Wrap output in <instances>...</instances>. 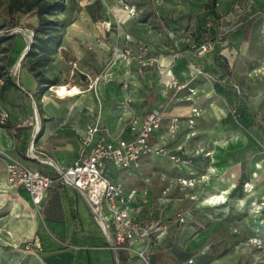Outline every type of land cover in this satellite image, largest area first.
<instances>
[{"label": "crops", "instance_id": "obj_1", "mask_svg": "<svg viewBox=\"0 0 264 264\" xmlns=\"http://www.w3.org/2000/svg\"><path fill=\"white\" fill-rule=\"evenodd\" d=\"M121 1L88 0V3L99 6L94 17L83 12L67 26L62 49L69 50L78 70L87 76L84 81L78 79L67 88H74L75 92H53V86L47 91L37 89L33 93L32 88H38V80L28 71L25 75L26 79H32L31 88L25 87L20 77L19 87L12 85L1 91L0 86V117L5 113L4 120L11 125L10 129L0 126V239H4V231H8L9 240L18 245L25 241L39 245V249L30 250L42 251L37 255L41 264H146L137 254L146 249L150 264H176L188 258L193 260L192 264H211V253L201 247L198 228L201 220L209 222L216 210L204 198L223 192L229 198L227 203L236 205L231 207V211L233 207L237 210L241 199L230 193L240 180L253 182L250 195L264 198V157L257 159L250 155L247 135L257 127L251 120L259 113L264 116V112H254L264 94L244 96L237 86L239 75L226 72L229 67L239 65L236 48L243 36L256 27L260 37L264 38V0H255L250 8L253 12L246 15L242 13L250 10L246 7V0H215L210 3L211 9L205 8L209 0H129L130 4L138 6L134 17H129L120 7ZM144 1L152 6L154 1L162 4V10L151 7L156 19L154 15L146 20L139 19ZM105 16L110 25L106 27L102 23L101 28L94 29V22ZM209 18L216 22L211 28L205 25ZM239 21L246 23L239 25ZM222 30L228 36V47L216 42L218 32ZM206 35L215 40L214 48L203 56H197L192 49ZM115 40L119 43L116 46ZM138 42L148 45L150 53L157 57V63L139 74L136 65L132 64L129 71L123 60L116 56L108 70L100 72L111 48L134 47ZM179 47L180 55L174 58ZM225 56L230 57L226 64ZM188 60L195 63L193 67L188 65ZM195 66L211 74L203 72L191 80ZM158 70H161L160 75ZM126 74L133 88L132 95L118 84ZM165 75H171L170 78L180 85H189L194 93L183 96L180 92L167 97L162 82ZM214 84L218 93L214 91ZM224 86L232 90L230 101L236 103L239 120L244 122L246 119L245 123L251 125L219 123L220 126L212 128L209 122L203 127L207 120L226 115L223 100L229 99L221 95ZM127 96L131 98L129 103L124 101ZM199 101L203 107L194 120L195 125L188 128L189 132L185 126L178 134H169L166 131L168 118L173 115L186 117L191 105ZM246 106L250 112H246ZM151 111L161 116L160 126L151 134V140L166 145L173 142L171 149L178 143L183 144L184 152L191 154L184 156L187 159L185 175L189 172L204 173L207 178L193 187L180 188L184 192L161 209L152 199L149 176L142 178L143 182L139 184L133 177L127 184L119 182L125 193H136L131 203L136 216L158 219L166 224L164 232L151 239L148 247V241L140 239L129 247L112 249L93 220L84 196L74 188L53 185L43 201L35 206L26 189L6 184L5 163L8 157L44 173L52 171L54 174L53 167L44 163L43 158L65 167L77 157L87 155L89 146L82 144V137L88 124L97 122L111 135L121 134L128 138L131 135L127 129L130 119L133 116L141 118ZM197 121L199 123L196 124ZM201 121L204 122L202 126ZM218 131L222 135L218 136ZM30 144L33 145L32 153L36 155L31 158L28 156ZM192 151H208L209 156L203 152L194 155ZM244 164L251 166L249 176L243 174ZM130 168L110 166L108 176L111 181L118 182V172ZM178 177L176 181H168V186L178 184L180 187ZM144 190L146 195L142 196ZM190 193L196 197L190 199ZM185 208L190 210L185 222L175 223L174 213ZM219 212L223 213V210ZM262 221L258 220L255 228L258 229Z\"/></svg>", "mask_w": 264, "mask_h": 264}, {"label": "rangeland", "instance_id": "obj_2", "mask_svg": "<svg viewBox=\"0 0 264 264\" xmlns=\"http://www.w3.org/2000/svg\"><path fill=\"white\" fill-rule=\"evenodd\" d=\"M124 3L129 4V2L122 0L120 5L122 9ZM58 4L59 6H57ZM154 4L155 5L152 6L154 9L157 8L162 10V4L159 1L157 3L154 1ZM167 4L170 5L169 2ZM137 7L138 6H135L138 12ZM251 9L244 10L242 13L244 15L249 14L253 12ZM97 10H99V6L96 3H88V0H0V32L8 35L1 46H5L9 49L10 56L14 59V65H16L14 72L18 75V78L20 77L25 87L28 86L31 88L32 79H26L25 75V72L28 71L37 74L41 83L39 84L36 80L38 88L34 86L32 88L33 93L36 92L37 89H44V91H47L53 86V92H55V90L59 92L62 90L66 93L75 92L74 88H67L71 87L73 85L72 82L78 81V79L84 81L87 76L78 70V64H76L75 60L69 54V50L62 49V40L67 26L74 18L82 15L83 12H88L93 16L94 11ZM106 19L108 18L105 16L96 20L93 28H101L103 21H106ZM245 23L246 21H239V25H244ZM56 26L58 27L57 31L51 28ZM88 27L90 29L92 28L90 25H88ZM56 32L60 34L58 44L51 50L45 47V45L44 47L41 46L46 44L45 40H48L49 36ZM224 37L227 40L225 47H228L229 40L227 34ZM207 38L209 37L206 35L204 39ZM202 40H200V42ZM115 41L116 46L119 43L117 40ZM185 42L184 40L183 43ZM38 44L41 45L39 46ZM84 44H86L87 47V43ZM189 47L191 46L189 45ZM194 48L195 47H193L192 52H194ZM30 49L32 51L29 52ZM110 50L108 60L103 62L100 67L101 73H105L113 61H115L114 57H116V54H114L112 48ZM180 50V47L176 48L174 58L180 55ZM236 51V60H238L239 65L238 67H229L226 72H236L239 75V78L236 80L238 83L237 86L244 96L248 97L250 94H264V38L260 37L256 27L252 28V31H249L246 36H243L242 41L237 45ZM22 57L27 59V65L25 66L20 65L19 61ZM227 58L229 60L230 57H224L225 64L227 63ZM123 62L130 71L134 63ZM186 62L187 61H185V63ZM188 63L191 67L195 64L192 60H188ZM138 70L139 74H143L145 69L138 68ZM202 70L208 75L209 71ZM160 72L161 70H158L159 75ZM197 74L198 73H192V75H190L191 80H194ZM209 74H211V72ZM32 76L35 78L34 75ZM170 77L171 75H165L162 81L164 84L163 92L167 97L171 98L180 92H182L181 94H183V96L187 93H194L189 85H180ZM15 78H17V76H15ZM124 83L128 85L126 90L132 95L133 88L128 80L127 74L118 81L119 87H122ZM216 86V84L213 85L215 92H217ZM229 88V86H224L223 92L221 93L223 97L229 99L227 101L223 100V104L226 108V115L220 119L212 118L210 121L207 120L206 123L201 121V126L203 123V127L208 126L206 124L209 122L212 128L220 126L219 123H221V125H251L245 123L247 121L246 119H243L244 122L239 120L236 103L230 101L232 99L230 96L232 90ZM202 107L203 103L199 101L196 102V105H191L189 111L196 108L198 112H201ZM246 112H250L247 106ZM254 112H264V97H262V100L259 102ZM196 118L197 117H194V119ZM255 118L251 121L254 123V126L256 124V129L253 127V132L248 131L247 133L249 139L248 146L250 147L248 152H250V155L252 154L253 157L260 159L264 157V116L259 113ZM197 123L199 122L197 121L196 124ZM218 132V136L222 135L220 131ZM196 135H198V133H196ZM171 144L173 145V142L167 144L169 149H171ZM188 152L186 155H191ZM201 152L205 151H194L193 154L199 155ZM140 161L136 169L130 168L128 170L119 171L117 174L118 178H116L118 179L117 181L127 184L128 179L133 177V179L137 180L135 182L139 184L143 182L142 178L149 176L152 199L160 209L169 205L184 192V190L180 189L178 184L168 186V181L174 179L176 181V177L185 175L187 172L184 167H176L167 155L152 154L144 157ZM257 168L261 169V166ZM175 169L177 171H175ZM250 169L251 166L244 164L243 174L249 176L251 174ZM176 173H179V175ZM49 174H52V171L49 172ZM111 175H113V171L110 173V176ZM250 193L251 191L242 189V193L238 197V199H241V202H238L239 205H237L240 207H238L237 210L236 207H233L231 211V207L236 206L234 203H226L228 206L227 211L224 210L223 213H212L209 222H204V219L201 220L198 228L200 240L203 244L201 247L211 253V264H264V221H262L264 220V198H260L259 196L255 198L250 195ZM228 200L229 198H227V201ZM216 207H219V205ZM185 209L182 210L190 213L188 208ZM258 220L262 221V223L258 224L259 227L257 229L254 225L258 223ZM4 233L6 236H4V239H0V264H41L37 255L42 251L26 249L22 245L10 241L8 231H4Z\"/></svg>", "mask_w": 264, "mask_h": 264}, {"label": "built area", "instance_id": "obj_3", "mask_svg": "<svg viewBox=\"0 0 264 264\" xmlns=\"http://www.w3.org/2000/svg\"><path fill=\"white\" fill-rule=\"evenodd\" d=\"M255 3V0H246V7L249 9ZM123 9L129 17L137 14L135 6L128 3L123 4ZM108 27L110 23L103 21ZM207 28L216 25L214 18H209L205 23ZM225 31H219L216 42L220 41L222 47L226 46L227 40L224 37ZM215 40L207 38L199 42L194 53L197 56H203L205 53L213 50ZM114 54L127 63H134L139 69H146L158 62L157 57L150 53L149 47L144 42H138L134 47H114ZM18 65V64H17ZM13 65L10 69L12 75L15 74ZM195 73H203V70L195 66ZM3 84V78L0 77V85ZM124 83L122 87L127 88ZM130 96L125 98V103H129ZM189 115L181 117L177 115L170 116L166 122V131L171 135H176L186 126L192 127L194 117L199 115L196 108L189 111ZM6 114L0 117V122L4 121ZM161 123L159 113L151 111L143 117H132L127 125L130 132L128 138L121 134L111 135L106 127L99 123H91L86 126L82 137V144L89 146L88 153L85 156L77 157L72 163L65 167L56 166L49 158H43V162L54 169V174H47L38 169L29 167L22 162L8 157L5 163L6 184L8 186H20L26 189L30 195L31 202L38 206L46 197L48 189L53 185L61 187H71L80 192L88 203L89 210L93 220L98 224L100 230L109 241L112 249H120L125 246L129 247L132 243L140 239L148 241L163 233L166 224L158 219L138 217L132 212L131 203L136 198L135 192L125 193L123 186L119 182L111 181L108 176L110 166L119 169L138 167L142 157L152 154L167 155L173 164L178 168L186 166L187 156L184 152L183 144H176L173 149H169L166 144L152 141L151 134L158 129ZM33 145L29 146L28 156L34 157L32 153ZM193 152V151H192ZM209 152H203L208 155ZM207 175L204 173H192L177 178L180 188L193 187L195 183L206 180ZM254 184L251 181H245L243 190L252 191ZM146 191H142V196ZM196 195L190 193L189 198L194 199ZM144 199V198H143ZM204 201L216 210L227 211V196L223 192L212 194ZM254 203V202H253ZM219 205V207H216ZM187 212L178 211L175 214L174 222L183 224L186 220ZM26 249L36 248L39 245L32 241L21 243ZM146 247V248H147ZM147 249L138 251L146 264H150ZM193 260L188 258L176 264H192Z\"/></svg>", "mask_w": 264, "mask_h": 264}, {"label": "trees", "instance_id": "obj_4", "mask_svg": "<svg viewBox=\"0 0 264 264\" xmlns=\"http://www.w3.org/2000/svg\"><path fill=\"white\" fill-rule=\"evenodd\" d=\"M125 1L129 2V4H130L129 0H125ZM214 1L215 0H209V2H207V4L205 5V8L211 9L210 3L212 4V3H214ZM142 4H143L144 8H142L141 12L139 13V19L146 20V19L150 18L153 15H154V17L156 16L155 12L151 8L152 7L151 3H149L148 1L147 2L144 1ZM130 5H133V4H130ZM57 6H59V4ZM155 19H156V17H155ZM51 28H53L55 31H57V29H58L57 26L56 27H51ZM7 37H8L7 34H4L3 32H0V54H1V56H0V77L3 78V84L0 85L1 86V91L5 90V89H8L12 85H15L16 87L20 86L19 80H17V78H15V76L12 75L11 72H10V69L15 64L14 59L10 56L8 48L5 47V46L4 47L1 46L2 43L6 40ZM59 40H60V34L58 32H56V33L51 34L49 36L48 40H45L46 44H43V45L38 44V45L39 46L41 45L43 47L45 45V47H48L51 50L56 44L59 43ZM30 51H32V50L30 49L29 52ZM19 62H20V65H23V66L27 65V59L25 57H22ZM31 74L34 75L35 78L38 80V83L41 84L40 80L37 77V74H34L32 72H31ZM0 126L4 127V128H9V129L11 128V125L5 120L3 122H0ZM244 182L245 181L240 180L237 183V185L233 188V190L231 191L230 195L233 196V197L234 196L239 197L240 194L242 193Z\"/></svg>", "mask_w": 264, "mask_h": 264}]
</instances>
